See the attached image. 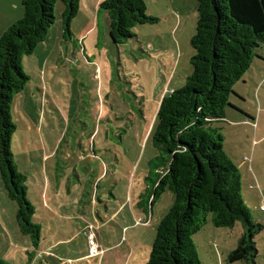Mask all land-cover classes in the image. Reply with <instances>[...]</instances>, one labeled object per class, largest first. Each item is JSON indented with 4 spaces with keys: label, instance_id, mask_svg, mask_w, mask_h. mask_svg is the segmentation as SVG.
Listing matches in <instances>:
<instances>
[{
    "label": "rangeland",
    "instance_id": "obj_1",
    "mask_svg": "<svg viewBox=\"0 0 264 264\" xmlns=\"http://www.w3.org/2000/svg\"><path fill=\"white\" fill-rule=\"evenodd\" d=\"M144 1L146 14L158 22L136 26L121 45L112 42L101 10L79 9L64 38V4L58 2L51 32L23 58L29 80L11 107L16 130L10 150L26 178L41 240L32 250L0 178V259L6 263L78 264L74 259L89 253L90 233L103 253L83 264H96L104 253V262L112 264H125L130 252V264L148 260L157 226L173 203L170 191L147 202L160 172L151 132L161 99L182 89L192 74L197 1ZM20 12L22 17L21 0H0V27L17 21ZM255 53L259 58L234 85L226 119L214 127L238 167L252 220L263 226L253 242L255 264H264V45ZM242 234L240 223L215 228L209 214L193 237L199 260L247 264L227 261Z\"/></svg>",
    "mask_w": 264,
    "mask_h": 264
},
{
    "label": "trees",
    "instance_id": "obj_2",
    "mask_svg": "<svg viewBox=\"0 0 264 264\" xmlns=\"http://www.w3.org/2000/svg\"><path fill=\"white\" fill-rule=\"evenodd\" d=\"M81 1L21 0L23 16L0 36V178L8 198L17 205L18 227L31 237L33 248L39 246L41 227L32 222L35 209L27 199L26 178L17 170L10 150L16 130L11 107L29 80L22 60L46 40L56 22V4H64L65 38ZM196 1L192 74L182 89L161 99L151 132L160 153L155 169L160 172L147 202L153 204L170 191L173 203L157 226L145 264H202L193 237L206 225L209 214L215 228L231 229L237 223L243 227L227 261L255 264L258 252L253 237L263 226L252 220L242 198L238 167L224 151V137L214 124L226 119L234 85L258 56L256 49L264 45V0ZM99 10L107 14L115 45L134 37L136 26L158 22L146 14L144 0H104ZM0 264L8 263L0 259Z\"/></svg>",
    "mask_w": 264,
    "mask_h": 264
},
{
    "label": "crops",
    "instance_id": "obj_3",
    "mask_svg": "<svg viewBox=\"0 0 264 264\" xmlns=\"http://www.w3.org/2000/svg\"><path fill=\"white\" fill-rule=\"evenodd\" d=\"M101 1L102 0H82L81 2H80V5H79V9H81L84 13H88V14H91L92 12H98L99 11V4L101 3ZM81 13V12H80ZM21 15H22V13L20 12V14H18L16 17H21ZM105 16V15H104ZM18 19H20V18H18ZM105 20L107 21V23H108V18L107 17H105ZM13 22H6V23H4L1 27H0V36H1V34L12 24ZM108 26H109V23H108ZM53 28V27H52ZM52 28L50 29V31L49 32H51V30H52ZM256 58H259V56H257ZM253 64V63H252ZM226 114H227V112H226ZM156 116V115H155ZM227 116V115H226ZM243 163H245V162H243ZM264 199V198H263ZM263 199L261 200V201H263ZM126 202V201H125ZM125 202L124 203H122V205L119 207V209H121V207L122 206H124L125 205ZM131 202V201H130ZM115 216V214H113L110 218H109V220L112 218V217H114ZM149 221L147 220V223H148ZM149 225V224H148ZM89 226L90 225H88V226H86V228L89 230ZM90 227H92V226H90ZM141 238V237H140ZM141 239H143V238H141ZM31 249L33 250L34 248H32L31 247ZM43 253H46V254H48V251H43ZM105 255H106V253H104ZM131 254H133V252L131 253H127V255L128 256H125L124 258H126V263L127 264H130V262L132 261V255ZM105 255H103V258H101V257H99L98 258V261H97V263L96 264H112V263H108V261H105L104 262V260H105ZM131 255V256H130ZM88 259H90V258H88V254L87 255H84V256H81V257H79V258H76V259H74V260H76L77 262H79L78 264H80V263H82L83 264V262H85L86 260H88ZM106 259H107V257H106ZM90 260H92V259H90ZM146 261V260H145ZM125 263V264H126ZM141 263H143V262H140V264ZM39 264H41L40 262H39ZM115 264V263H114ZM132 264V263H131ZM135 264V263H134Z\"/></svg>",
    "mask_w": 264,
    "mask_h": 264
},
{
    "label": "built area",
    "instance_id": "obj_4",
    "mask_svg": "<svg viewBox=\"0 0 264 264\" xmlns=\"http://www.w3.org/2000/svg\"><path fill=\"white\" fill-rule=\"evenodd\" d=\"M260 208H261L262 211H264V199H263V201H261ZM137 222H139V223H143V222L147 223V221H143L142 219H139ZM94 239H95L94 234L90 233L88 235V241L90 243V250H89L88 256L90 258L97 257L98 255L103 253L101 247L98 244H96ZM69 264H72V263H69Z\"/></svg>",
    "mask_w": 264,
    "mask_h": 264
}]
</instances>
